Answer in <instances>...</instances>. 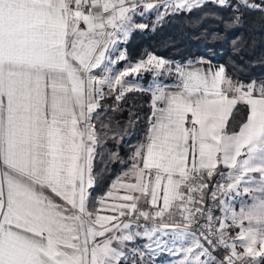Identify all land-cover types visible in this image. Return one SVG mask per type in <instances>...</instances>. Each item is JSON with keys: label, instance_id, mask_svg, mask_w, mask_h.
I'll return each instance as SVG.
<instances>
[{"label": "snow or ice", "instance_id": "1", "mask_svg": "<svg viewBox=\"0 0 264 264\" xmlns=\"http://www.w3.org/2000/svg\"><path fill=\"white\" fill-rule=\"evenodd\" d=\"M208 3L231 7L233 25L264 12V0H0V264H150L158 252L264 264V80L152 53L116 67L148 27L136 17L155 12V26ZM144 73L147 87L126 79ZM133 91L151 94L145 141L93 201L104 101L117 111ZM241 189L251 199L237 212Z\"/></svg>", "mask_w": 264, "mask_h": 264}, {"label": "trees", "instance_id": "2", "mask_svg": "<svg viewBox=\"0 0 264 264\" xmlns=\"http://www.w3.org/2000/svg\"><path fill=\"white\" fill-rule=\"evenodd\" d=\"M241 11V22L233 25L231 7L219 8L208 3L192 12L168 16L149 29L134 30L127 43L121 45L126 51V61L141 59L149 52L176 63L201 58L223 65L226 74L234 80L245 83L264 80V12ZM147 78L145 75L144 81ZM149 98L150 93L146 92L127 93L117 111H113L114 96L104 101L108 108L101 120L109 127L94 161L93 201L103 192L108 180L128 166L134 146L143 139L150 112ZM238 109L230 129H235L245 118L246 106L240 104ZM114 153L119 159H113Z\"/></svg>", "mask_w": 264, "mask_h": 264}, {"label": "rangeland", "instance_id": "3", "mask_svg": "<svg viewBox=\"0 0 264 264\" xmlns=\"http://www.w3.org/2000/svg\"><path fill=\"white\" fill-rule=\"evenodd\" d=\"M154 21H155V12L149 14V15H145L143 17H136V22L137 23H144L146 25H148V27H146L147 29L151 28L153 25H154ZM120 49L122 50V46L120 45ZM150 53V52H149ZM118 54V53H117ZM148 54V53H147ZM146 54V55H147ZM146 55L144 57H146ZM154 55V54H153ZM143 57V58H144ZM159 57V56H157ZM162 58V57H160ZM165 59V58H163ZM139 60V59H138ZM138 60H135V61H123V62H120L118 65H116L117 68L119 69H123L124 66L129 63V62H136ZM167 60V59H165ZM167 61H170V60H167ZM173 62L174 64L176 62L174 61H171ZM145 75L148 76L147 80L144 81V77ZM126 79L130 80V81H135L136 83H138L139 85H141L142 87H147L148 84L152 81V75L150 73H144L143 75H140V76H129L127 77ZM159 79L163 80L164 83L168 81V78H165V77H160ZM167 79V80H166ZM173 78H171V81H172ZM151 95V94H150ZM151 100V99H150ZM237 232H238V229H237ZM237 234V233H236ZM147 241L146 240H139L138 243H146ZM159 256L162 257L163 256V259H161L162 261H159L157 264H169V261L172 259V257H170L166 252H159ZM150 260H153V257L150 258Z\"/></svg>", "mask_w": 264, "mask_h": 264}, {"label": "crops", "instance_id": "4", "mask_svg": "<svg viewBox=\"0 0 264 264\" xmlns=\"http://www.w3.org/2000/svg\"><path fill=\"white\" fill-rule=\"evenodd\" d=\"M197 61H204V62H206V63L204 64V67H208V63H207V62H210L211 66H212L213 68H218V67L220 66V64H218V63H216V62L209 61V60H207V59H201V58H200V59L192 60L193 63H196ZM187 62H189V61H185V62H182V63H179V64H185V63H187ZM196 66H199V65L197 64ZM171 83H172L171 80H168L167 82H165V84H171ZM172 90L174 91L175 89H172ZM150 99H151V95H150V98H149V104H150ZM150 114H151V108H150L149 115H150ZM244 119H246V114H245V118H244ZM238 126H239V125H238ZM238 126L235 128V130H238ZM147 128H148V124H147ZM229 130L231 131V130H233V129H230V128H229ZM146 132H147V129H146ZM145 136H146V133H145L143 139L141 140V142H144V141H145ZM141 142L137 143V144L134 146L132 153L134 152L135 148H136ZM131 155H132V154H131ZM130 164H131V161L129 162L128 166H127L125 169L121 170L116 176H114L113 178H111L110 180H108L105 189L103 190V192H102L100 195H103V194L109 189V187H110L111 183L113 182V180H115L117 176L121 175L124 171H126L127 168L130 166ZM241 193H242V195L239 196V197H236V199L233 201V203H234V205H235V208H236V211H237V212L240 210V207H241V201H249V202H250V199H251L250 195H248V194H243V190H242V189H241ZM120 194H123V191H122V190H121V193H120ZM100 195H99V196H100ZM97 197H98V196H97ZM57 199H58V198H57ZM236 233H237V229H232V230H231V235H232V236H235ZM160 253H161V252H160ZM161 259H163V256L160 257V256H159V252H158V253L153 257V260H150V264H157L159 261H162Z\"/></svg>", "mask_w": 264, "mask_h": 264}, {"label": "built area", "instance_id": "5", "mask_svg": "<svg viewBox=\"0 0 264 264\" xmlns=\"http://www.w3.org/2000/svg\"><path fill=\"white\" fill-rule=\"evenodd\" d=\"M209 203H211V201H209ZM216 215H219V212H217Z\"/></svg>", "mask_w": 264, "mask_h": 264}]
</instances>
